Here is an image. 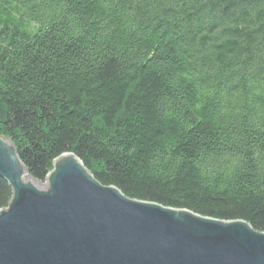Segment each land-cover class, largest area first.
<instances>
[{
    "label": "trees",
    "instance_id": "obj_1",
    "mask_svg": "<svg viewBox=\"0 0 264 264\" xmlns=\"http://www.w3.org/2000/svg\"><path fill=\"white\" fill-rule=\"evenodd\" d=\"M0 135L37 180L72 152L127 196L264 231V0H0Z\"/></svg>",
    "mask_w": 264,
    "mask_h": 264
},
{
    "label": "water",
    "instance_id": "obj_2",
    "mask_svg": "<svg viewBox=\"0 0 264 264\" xmlns=\"http://www.w3.org/2000/svg\"><path fill=\"white\" fill-rule=\"evenodd\" d=\"M0 175L12 188L0 264H264V231L248 221L127 196L72 152L41 183L0 135Z\"/></svg>",
    "mask_w": 264,
    "mask_h": 264
},
{
    "label": "rangeland",
    "instance_id": "obj_3",
    "mask_svg": "<svg viewBox=\"0 0 264 264\" xmlns=\"http://www.w3.org/2000/svg\"><path fill=\"white\" fill-rule=\"evenodd\" d=\"M41 183H44L45 182V180L44 181H40Z\"/></svg>",
    "mask_w": 264,
    "mask_h": 264
}]
</instances>
